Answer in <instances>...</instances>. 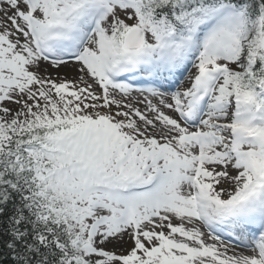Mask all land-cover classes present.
Instances as JSON below:
<instances>
[{
    "label": "snow or ice",
    "instance_id": "1",
    "mask_svg": "<svg viewBox=\"0 0 264 264\" xmlns=\"http://www.w3.org/2000/svg\"><path fill=\"white\" fill-rule=\"evenodd\" d=\"M0 264H264V0H0Z\"/></svg>",
    "mask_w": 264,
    "mask_h": 264
},
{
    "label": "rangeland",
    "instance_id": "2",
    "mask_svg": "<svg viewBox=\"0 0 264 264\" xmlns=\"http://www.w3.org/2000/svg\"><path fill=\"white\" fill-rule=\"evenodd\" d=\"M73 75V73H69V76Z\"/></svg>",
    "mask_w": 264,
    "mask_h": 264
}]
</instances>
